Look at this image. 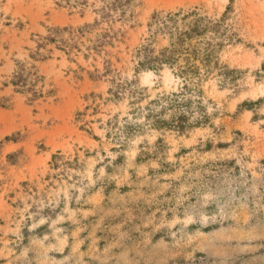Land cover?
<instances>
[{"label":"rangeland","instance_id":"obj_1","mask_svg":"<svg viewBox=\"0 0 264 264\" xmlns=\"http://www.w3.org/2000/svg\"><path fill=\"white\" fill-rule=\"evenodd\" d=\"M0 264H264V0H0Z\"/></svg>","mask_w":264,"mask_h":264}]
</instances>
